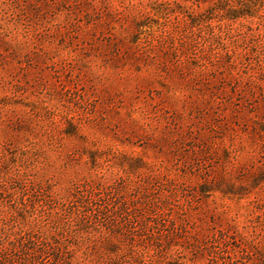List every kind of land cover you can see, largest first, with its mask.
<instances>
[{
  "label": "rangeland",
  "instance_id": "1",
  "mask_svg": "<svg viewBox=\"0 0 264 264\" xmlns=\"http://www.w3.org/2000/svg\"><path fill=\"white\" fill-rule=\"evenodd\" d=\"M0 264H264V0H0Z\"/></svg>",
  "mask_w": 264,
  "mask_h": 264
},
{
  "label": "trees",
  "instance_id": "2",
  "mask_svg": "<svg viewBox=\"0 0 264 264\" xmlns=\"http://www.w3.org/2000/svg\"><path fill=\"white\" fill-rule=\"evenodd\" d=\"M222 1H224V0H222ZM241 4H243V3H241ZM228 12H227V16L228 17H237V16H239V15H242V14H244V13H246V14H249V15H253V12L251 11H246V12H243V13H241V12H235V11H233V10H227Z\"/></svg>",
  "mask_w": 264,
  "mask_h": 264
}]
</instances>
